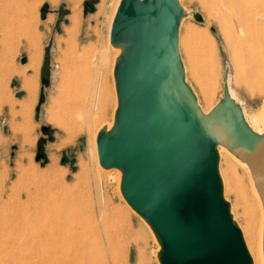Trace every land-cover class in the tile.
I'll use <instances>...</instances> for the list:
<instances>
[{
  "label": "rangeland",
  "instance_id": "374dc122",
  "mask_svg": "<svg viewBox=\"0 0 264 264\" xmlns=\"http://www.w3.org/2000/svg\"><path fill=\"white\" fill-rule=\"evenodd\" d=\"M117 1L0 0V240L6 249L1 256L8 260L12 255L11 264H31L30 225L54 216L61 220L81 217L90 227L111 232L112 243L106 253L109 264H160L156 255L159 244L152 230L124 199L120 179L111 173L114 170L101 167L93 145L99 130L114 122L118 104L116 53L109 44L110 21ZM180 2L189 12L199 11L205 19L200 24L187 16L179 36L186 80L199 105L208 111L223 98L229 69L231 87L247 113L259 112L264 94L252 96L247 86L236 83L238 68L216 17L202 0ZM86 3H91L94 11L88 10ZM46 5L47 17L42 19ZM188 30H195L205 37L203 41L211 42V51L205 50L203 41L193 38ZM185 38L189 39L184 42ZM193 53H198L199 59H194ZM37 55L41 63L35 71L29 66ZM24 56L25 64L21 62ZM207 64L219 74L212 95L204 77ZM244 69L251 82V66L245 64ZM43 70L51 76V86L45 89L46 99L38 114ZM27 80L33 81L36 97L30 107L22 109ZM45 128H49L47 134ZM220 172L225 198L231 202L239 226L243 230L253 226L249 231H253V240L259 245L260 220L256 214H248L254 212L249 204L248 172L226 149L221 150ZM248 207L251 212L246 211ZM254 220L256 226L252 225ZM40 254L37 264H44Z\"/></svg>",
  "mask_w": 264,
  "mask_h": 264
},
{
  "label": "water",
  "instance_id": "95a60500",
  "mask_svg": "<svg viewBox=\"0 0 264 264\" xmlns=\"http://www.w3.org/2000/svg\"><path fill=\"white\" fill-rule=\"evenodd\" d=\"M187 16L205 22L180 0L121 1L111 30L112 45L123 48L114 66L115 129L106 124L97 133L99 163L122 171L121 193L152 230L160 264H254L224 195L220 159L226 149L258 174L264 204V134L247 121L252 113L231 87L229 69L223 98L204 113L180 54ZM50 80L43 70L38 114Z\"/></svg>",
  "mask_w": 264,
  "mask_h": 264
},
{
  "label": "bare ground",
  "instance_id": "6f19581e",
  "mask_svg": "<svg viewBox=\"0 0 264 264\" xmlns=\"http://www.w3.org/2000/svg\"><path fill=\"white\" fill-rule=\"evenodd\" d=\"M121 1L122 0L117 1L115 11L110 21L109 44L112 50L116 53V56H114L115 62L117 58L119 57V55L122 53L123 48L114 47L112 45L111 30H112L115 15L117 13V10H118V7ZM202 2L207 8V10H209L210 13H212L216 17L217 21L221 25L228 39L229 45L231 46L232 59L238 68V73L235 79L236 83L244 87L247 86L248 91L252 96H255L258 94H264V0H202ZM73 18L75 21L77 20L75 15ZM188 33H191V32L189 31ZM187 36L189 37V34H187ZM191 36H193V38L195 39H200L201 41L205 39L203 35L199 34L198 32H195V30L191 33ZM187 39L189 38H185L184 42H186ZM203 48L207 51H211V49L213 48V44L209 41H203ZM193 58L199 59V54L193 53ZM207 58H209V56ZM40 63H41V56L37 55L32 58L29 68L35 71H38ZM245 64H249L251 66L252 70H251L250 77L251 79H253L251 82L248 81L249 75H246V70L244 69ZM201 66L200 68H202ZM204 66H205L204 67L205 68L204 77H206L207 85L209 86V90H210L209 93H211L212 95L213 83L218 80L219 74L217 73V71L211 68L210 64H207V66L206 65ZM193 70L195 72L201 71V69L200 71H196V68H194ZM203 74L204 73H202V75ZM33 86L34 85H33L32 80L26 81L24 87H25V90L27 91V98L24 104H21L22 106L20 105L22 109L26 108L28 105L30 107L35 100L36 96H35V91H34ZM202 88H206V87L203 86ZM202 93H203V90H202ZM203 95L205 96V94ZM207 106L210 107L209 104ZM211 110L206 111L203 109L206 115H208ZM246 119L249 122L253 130H255L257 133L264 134V103H263L262 109L259 112H257L256 114L247 116ZM114 129H115V117H114V122L108 125L107 130L109 132H112L114 131ZM93 145L95 147L94 148L95 151L97 150V156H98L97 137H96V140L94 139ZM227 153L229 152L227 151ZM97 158L99 160V156ZM242 166L248 172L250 186H251L249 188L251 192L250 201L252 204L249 203L248 200L247 201L251 205L253 209L252 211L254 212L248 213V214H252V216L256 214L255 217H258L257 220L259 219L260 224H261V232H260L261 240H260L259 245H256L254 242L255 240H253L254 236L251 233L253 231L251 232L249 231L250 229L254 228L253 226L250 225L252 228L248 229L244 227L247 225H244L243 223L244 230L242 229V232H243L247 247L249 249V252L252 256L253 263L254 264H264V257H263V252H262V240H263V229H264V204H263V200H262L263 198H262L261 191H260L261 189L259 185V177H258V174L254 170L251 171L247 166L245 165H242ZM111 173H113V175H115V177L118 178V180L120 179L121 181L122 171L120 170V168H115L114 171H112ZM223 185H224V195H225L224 179H223ZM235 193L237 197L238 191H236ZM238 199L236 198V200ZM237 202L238 201H236V203ZM242 202L245 204L244 201ZM231 207H232V204H231ZM238 207H239V204H238ZM243 210H246V209L243 208ZM246 211H250V208ZM248 218L250 220V217ZM235 220L237 222L236 218ZM252 223H253L252 225H254L255 220ZM259 225H258V228H259ZM256 229L257 228H255V230ZM110 233L106 229H104L102 232L97 227H92V226L90 227L88 225V222L86 223V221L81 217L77 218L73 216H68L64 220H61L60 217L57 218L56 216H54L53 219L44 221L43 223H39V224L36 222L32 223L30 225L31 241L29 243L30 253H31V255L29 253V256H31L30 262L31 264H37L38 261L36 260L37 258H39L38 255L40 252L41 253L40 255H42V257L40 256L41 257L40 259L43 258L42 260L44 262L42 261V263L44 264H109L107 261L106 253H107V250H110L109 248L112 243V235ZM257 233H255L254 235H256ZM245 236L247 237V240ZM258 241H259V238L257 239V242ZM3 247L4 245L2 244L0 240V264H11L12 260H14L12 255L8 256L9 257L8 260L2 258L1 256L2 251L6 250V249H3Z\"/></svg>",
  "mask_w": 264,
  "mask_h": 264
}]
</instances>
